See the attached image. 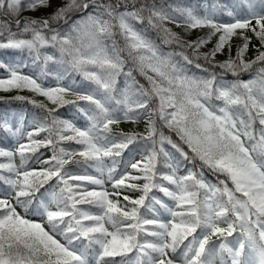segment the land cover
Segmentation results:
<instances>
[{
	"label": "snow or ice",
	"instance_id": "6c2138e0",
	"mask_svg": "<svg viewBox=\"0 0 264 264\" xmlns=\"http://www.w3.org/2000/svg\"><path fill=\"white\" fill-rule=\"evenodd\" d=\"M244 5L246 12L235 10ZM48 7L51 0H0V16L11 18L0 19V49L27 53L20 63L0 61L6 73L0 91L33 93L11 99L44 113L26 134L7 121L0 124L18 144L0 147L6 158L0 183L7 186L0 192V264H264V0L258 8L249 0L231 9L217 2L209 10L206 4L202 15L164 0H62L45 17L22 16ZM220 9L229 22L215 18ZM168 24L185 33L209 32L186 40ZM150 29L175 48L164 51ZM248 32L260 42L251 60L245 59ZM213 37L215 44L202 51ZM233 37L241 41L234 57ZM225 49L227 59L218 60ZM257 65L252 79H224ZM29 66L33 74H23ZM73 75L91 87L74 78L62 83ZM49 76L55 87L42 83ZM69 104L87 119L86 127L58 116ZM141 120L142 133L113 132V125ZM133 144L142 146L141 159L126 165L132 172L121 173L116 158ZM41 148H49L51 157L36 156ZM75 157L81 158L76 168L66 167ZM32 160L39 170L29 167ZM53 179L59 190L49 199L37 196ZM154 190L163 197L149 195ZM129 192L140 195L132 199ZM30 209L39 222L28 218Z\"/></svg>",
	"mask_w": 264,
	"mask_h": 264
},
{
	"label": "trees",
	"instance_id": "16d2710c",
	"mask_svg": "<svg viewBox=\"0 0 264 264\" xmlns=\"http://www.w3.org/2000/svg\"><path fill=\"white\" fill-rule=\"evenodd\" d=\"M219 3L221 5H225L227 6V8L231 9L234 6H239L241 3V0H205V3L209 6V10L210 7L213 3ZM62 3V0H51V7L48 8H42V9H38L36 11H30L36 18H40V17H45L47 15H49L50 13H52L56 7H58L60 4ZM157 3H159V0H157ZM165 6H167L168 4H172V5H177V6H181V7H192L194 9L197 10V12L199 14H203V10L201 9V0H164ZM249 3L253 4L254 6H256L257 8L259 7V3L260 0H249ZM235 10L237 12H246L247 10V5H244L243 7H236ZM81 15V13H75L73 16V19L76 17H79ZM145 15H147V13H145ZM219 22H229L231 20L230 17H228L225 14V10L224 9H220L217 12V15L215 17ZM1 19H11L9 17H2ZM255 23V21H253V24ZM14 21L12 22V30L15 31L16 27L14 25ZM168 27L172 28L173 31L179 33L181 36H183L186 40H196L198 37L200 36H206L207 33L209 32V29L207 28H200V29H195L193 31H191L190 33H185L183 28H177L175 24H168ZM64 27H68L67 25H64ZM148 35L153 38L157 44H159L161 46V48L164 51H170L172 49L175 48V45H165L161 42L160 38L157 36V33L154 30H149ZM248 36H250L251 39V44L249 46V51L245 56L246 60H251L254 58V56L256 55V49L260 47V42L252 35L251 32L247 33ZM217 37H213L212 41L206 45L202 51H207L208 49H210L216 42ZM241 43L240 39L238 37H233L232 40V52L231 55L234 57L235 56V52H236V47L237 45H239ZM177 51L179 49H176ZM264 50V49H262ZM228 56V51L227 49H225L223 54H220L217 56L218 60H224L227 59ZM27 58V53H21L17 50H12V49H2L0 50V61H4V62H13V63H20L21 61L25 60ZM200 63H204L203 60L200 61ZM53 66V65H52ZM51 67V65H50ZM56 67V66H55ZM259 67L254 66L253 69L249 70L248 72H242L239 77H234L233 75H231V73L227 74L224 76V79L227 81H233L236 79H242V80H249L252 79L253 75H256V68ZM26 71H31L33 72V69L31 66L29 67H24L23 68ZM192 72L196 73L197 75H202V73L195 68L191 69ZM217 73L220 72V69H216ZM1 74H6L4 72L3 69H0V75ZM134 75L136 76V79L141 83V84H145L146 85V81L144 80V78L142 76H140L138 73H134ZM75 79V81L77 82V84H83L84 87H91V85H88L87 82H82L81 77L78 75H73V77H70L68 80L63 81V83L67 84L70 82L71 79ZM53 78L52 77H46L43 78L42 81L45 83V85L47 86H51L52 87V82H53ZM121 80V79H119ZM118 86L123 88L124 87V83H122L121 81L118 82ZM17 94L19 95H23V96H32L33 93L28 92V91H23V92H16V91H11V92H3L0 91V124H2L4 121H7L11 126H13L14 128H20L22 133H25L27 131H31L32 129L28 130L29 126H33V121L38 119L39 117H41L42 115H44V113L41 112L40 109L35 108L33 105L27 103L26 101H17L14 99H11V97L16 96ZM37 100H44V97H40L37 96L36 97ZM68 99H74V97L69 96ZM78 103L80 104V106L85 107L84 101H78ZM87 104V103H86ZM49 107H53V105L49 104ZM31 112H33V114H30ZM58 116L61 119H66L69 121L75 120L79 125H85L87 124V119L79 112H77L76 108L69 104L66 105L62 108L59 109L58 111ZM121 126L118 125H113L112 129L114 133H120V132H124V133H128V132H132V131H136V132H144V128H145V123L144 120H141L139 123L133 124L131 122H121L120 123ZM163 131L165 133V135H171L172 138L174 140L177 139L176 135L174 132H169V130L167 128H163ZM44 134L46 133H42L40 137L38 138H43ZM23 143H26V141H21ZM14 149L18 146L17 144V140L16 138L12 137L10 134L6 133L3 131L2 128H0V147H4L6 149H9L10 147H13ZM64 147L66 148H74V149H78L80 148V146L75 147L76 145L74 144V142H64ZM167 147V146H166ZM141 148L142 146L139 144H133L130 145L128 149H125L121 155V157L116 158L118 161H120V163L117 165L118 171L123 173L126 167V163L132 159H134L136 156H139L141 159ZM13 149V150H14ZM43 152H47L45 159H48L51 157L52 152L49 148H41L39 150L38 153H36V156L40 153ZM80 157H75L73 159V161L66 165V167L68 168H72L75 169L76 168V161L80 160ZM140 159H134L133 162H136ZM0 161L6 162V158H0ZM32 161H29V167L31 166ZM109 164L111 163L110 158H108ZM15 163L18 165L19 164V158L15 159ZM197 165L199 166V161L196 162ZM188 167H191L192 165H187ZM128 171V170H127ZM164 171H167L166 169H164ZM185 169L182 167L181 168V172L180 174H184ZM205 171V175L207 177L208 180L212 181L213 183L216 182V177L207 169H204ZM89 172H92V174H96L93 172L92 169H89ZM129 172V171H128ZM5 175H7V173H5ZM54 181V179L52 181H49L48 184H46L43 188L40 189V193H37V196H39L41 193H44L47 190V186L50 185V183H52ZM140 183H143V181H140ZM7 186L3 185L2 183H0V192H2L3 189H5ZM91 189V188H90ZM59 189L57 188L56 191H58ZM135 193V195H134ZM128 195L131 196L132 199H136L139 196V192H133V195L130 193H127ZM155 194L158 197H163V194L154 190L153 193H150L149 195H153ZM113 199H116V197H113ZM121 204H126V201H123L122 196L119 198ZM165 200H167V198H164ZM169 203H171L170 201H168ZM79 207L82 208H89V205H80ZM157 208L159 207L158 205L156 206ZM93 211H95V209H92ZM142 211H144L142 209ZM162 211V210H161ZM151 215V214H150ZM165 219H167V216L165 215L164 217ZM238 235V233H233L232 236L227 237V240H232L234 237H236ZM151 239V238H150ZM213 242H220V240H218L216 237H213ZM221 240L224 239L223 237L220 238ZM225 259L227 260V255L225 254ZM228 264H231L230 260H227Z\"/></svg>",
	"mask_w": 264,
	"mask_h": 264
},
{
	"label": "rangeland",
	"instance_id": "374dc122",
	"mask_svg": "<svg viewBox=\"0 0 264 264\" xmlns=\"http://www.w3.org/2000/svg\"><path fill=\"white\" fill-rule=\"evenodd\" d=\"M206 5V3H205V0H201V9L203 10V12H204V10H205V8H204V6ZM89 10H91V9H89ZM121 10H123V9H121ZM22 16L23 17H29V18H36L30 11H25V12H23L22 13ZM3 16H0V19L2 18ZM80 17V16H79ZM79 17H76V18H74V19H77V18H79ZM15 25V24H14ZM66 28V27H65ZM15 31H16V29H15ZM0 50H2V49H0ZM47 51L48 52H52L53 50L52 49H47ZM51 67L52 68H56L55 67V65H51ZM22 72H24V73H27V74H33V72H30V71H23V70H21ZM5 75L6 74H1L0 75V78H3V77H5ZM254 76L255 75H253V77L252 78H254ZM121 80H119V81H121L122 83H124L123 82V77H121L120 78ZM42 83L45 85V83L42 81ZM63 83V82H62ZM65 84V83H64ZM45 86H47V85H45ZM56 86V81L55 80H53V82H52V87H55ZM87 107H89V105H86ZM30 114H33V112H31ZM72 123H74L75 124V120H72L71 121ZM77 123V122H76ZM76 125V124H75ZM77 126V125H76ZM118 126H121L120 124L118 125ZM77 127H80V126H77ZM84 127H86V126H84ZM33 128V126L31 125V126H29L28 127V130H30V129H32ZM81 128H83V127H81ZM44 135H46V134H44ZM23 141H26V137H25V139L23 140ZM75 144V143H74ZM76 145V144H75ZM79 145H76L75 147H78ZM46 154H47V152H43L42 153V155H41V153L40 154H38L37 156H40V159L41 160H43V159H45V156H46ZM134 159H140V157L139 156H136ZM134 159H132V160H130V161H128L127 163H126V165H128L129 164V162H133V160ZM105 162H106V160H105ZM106 164H107V162H106ZM40 167H41V165L39 164V163H37V162H35V160L32 162V164H31V166H30V168H33V169H36V170H39L40 169ZM125 170H128L129 172H132L133 170L130 168V167H125ZM124 170V171H125ZM107 177H106V175H105V179H106ZM90 188H93V187H95V186H89ZM105 187L111 192L112 191V186H111V184L110 183H106V185H105ZM57 190V187H56V181L54 180L52 183H50V185H48L47 186V190L44 192V195H45V198L46 199H49L50 197H49V194L50 193H52V192H55ZM130 193V192H129ZM131 194L133 195V192H131ZM134 195H135V193H134ZM140 195V194H139ZM53 207V209H54V206H52ZM17 211L18 212H21V214H23V209H17ZM31 211H32V209H30V212H29V215H28V218L29 219H32V220H34V221H37V222H39L40 221V217L39 216H35V215H31ZM149 216H150V214H148ZM150 239V238H149ZM234 239V238H233ZM232 239V240H233ZM232 240H230V241H232ZM229 241V240H228ZM217 245L219 244L218 242H215ZM130 256H132V257H134V253H130L129 254ZM170 255H171V253H170ZM116 259L117 260H119L120 259V257H116ZM228 264V263H227Z\"/></svg>",
	"mask_w": 264,
	"mask_h": 264
}]
</instances>
